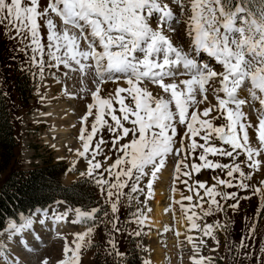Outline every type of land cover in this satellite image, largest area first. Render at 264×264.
<instances>
[{
    "label": "snow or ice",
    "instance_id": "1",
    "mask_svg": "<svg viewBox=\"0 0 264 264\" xmlns=\"http://www.w3.org/2000/svg\"><path fill=\"white\" fill-rule=\"evenodd\" d=\"M0 25L14 33L10 38L19 42L17 50L28 57L34 75L43 79L48 70L55 79L59 73L64 80L58 82L69 95L64 81L77 78L81 91L90 95L75 155L87 161L80 176L102 194L113 229L121 231L122 202L143 203L140 195L151 199L154 183L171 163L174 184L191 193L173 203L180 205L188 231L201 233L186 236L192 264H212L200 254L203 237L215 239L214 231L222 226L198 221L224 211L221 200L239 207L238 192L221 189L252 187V195L264 198V179L259 187L250 184L257 174L264 176V0H0ZM109 83L116 88L101 95ZM205 169L219 170L211 185L189 182ZM70 213L75 217L71 224L85 230L73 233L71 242L63 238L58 264H81L98 214H109L99 206L68 208L54 221L67 222ZM132 215L142 229L148 221L144 209ZM32 224L31 219L22 225L13 221L9 238ZM109 243L115 250L114 241ZM241 247L247 245L242 241Z\"/></svg>",
    "mask_w": 264,
    "mask_h": 264
},
{
    "label": "rangeland",
    "instance_id": "2",
    "mask_svg": "<svg viewBox=\"0 0 264 264\" xmlns=\"http://www.w3.org/2000/svg\"><path fill=\"white\" fill-rule=\"evenodd\" d=\"M42 34H44L46 38V31ZM12 35H14V33H9L6 26L0 25V45L2 47V44L5 43V49L10 50L12 54V57L9 59L10 56H8L6 61H3V59L0 58V61L4 62L6 65V69H3L5 65L3 66L0 63V85L3 87L9 100L18 142L14 165L6 172L0 173V185L13 168L23 167L29 169L35 165L41 166L44 162L49 160L54 161L55 163L62 162L67 166L68 170L64 176H62L64 184L73 185L80 180H85L80 176V172L85 170L87 161L78 158L75 155V149L81 147L77 137L81 129V117L86 112V105L92 102L90 95L81 91L82 85L77 78L64 81L67 84V93L71 94L69 95L66 94L62 83L58 82L64 80L59 73H57L55 79L48 70L45 71L43 79H41L38 74L34 75L36 69L32 68L29 70L28 57L25 53L17 50L20 45L17 40L10 38ZM12 50L14 51V54L12 53ZM17 77H22L27 82V86L32 87V89L27 92V98L24 100L20 99V94L14 87V79ZM86 86L90 89H94V85L91 81H86ZM115 88V84L109 83L102 89L101 95L107 96L109 93H112ZM209 99L212 100L211 93H209ZM213 102L215 101L213 100ZM64 103L69 104L70 108L72 107L74 125L71 126L69 137L72 138L75 143L69 144L67 142V144L64 145V153L66 148L65 157L64 159H59L58 152L52 145V143L60 141H57V135L53 134V124L55 122L64 121L61 120L60 116L53 119L46 115L50 114V112L54 113L53 111H61V106ZM205 106L206 105H201V109ZM36 111H39L40 113H36ZM249 118L253 120L254 124L256 123L255 118L251 117L250 111ZM51 121H53L52 124ZM92 121L93 118L90 117L89 125ZM215 123L219 125L221 121H215ZM47 132L50 134L48 136L50 137V141L46 138ZM249 134L250 138L254 141L256 135L255 132L250 129ZM104 136L105 139H107L108 133L105 132ZM69 149H72L73 151H69ZM114 158L115 157H113V159ZM241 159H243V157H241ZM74 161L76 162L75 171H70L73 167ZM111 162L112 161H107V163ZM221 162L229 163L230 161L227 158H221ZM168 166L171 167L172 174L168 185H166L165 194L167 201L171 200L170 196H173L172 188L174 186L178 189L177 191L180 195H191L183 184L179 182L174 184L173 166L171 163ZM218 174L219 170L213 171L205 169L198 175L194 174L192 180L189 182L192 183L195 180H200L207 181L208 184L211 185L214 182L212 177ZM65 175L69 176L71 179L66 181ZM221 178L226 177L221 174ZM262 179H264V176L257 174L254 179L250 181V184L259 187V182ZM144 184H146V181ZM144 184H142V187ZM156 185L157 181L154 183L153 189ZM84 186L88 189L87 193L90 194L89 197L94 201V205L87 209L99 206L107 209L109 214L107 217L98 214L97 227L89 238L91 244L82 250L81 264H130L129 255L132 248L137 249L142 264H144L145 261H149L150 264H153L150 259L154 256L155 249L159 247L164 252L166 264H192L190 258L186 259L192 255L188 254L190 247L188 248L187 246L191 245L186 241V236L193 235L196 237L200 236L201 233L195 230L189 232L188 229H185L183 231V237L181 238L182 245L180 246V253L178 254L174 250L175 246L171 244L174 239V233L176 232V222L172 214L184 217L179 204H173L172 201L163 202L164 206L167 204L164 207V212L167 215L168 223L158 233L157 238H152L151 235L153 230L149 227L148 223H146L141 229V226L136 224L135 218L132 215L137 209H144V214L146 215L147 208L152 206V198L146 199L145 196L140 195L138 199L143 203L136 201H129L127 203L122 202L121 211L118 214V226L121 231L116 232L111 223L113 219L112 213L110 209H108V206L103 203L102 194L92 182H85ZM221 190L226 192H238L239 207L233 209L228 205L234 203V201L228 200L225 203L221 200V204L225 209L224 211H218L214 215L198 221L201 225H204L205 223L215 224L218 222L222 226L214 231L213 235L215 239L211 236L203 237L206 244L201 246L200 254L210 257L212 264H264V251H261V249L264 248V198L252 195V187H249L247 190L237 188H222ZM201 194L203 195V192H201ZM244 197L250 198L244 199ZM205 199H207V197H205ZM217 199L220 198L217 197ZM62 202V204L51 206L38 214L34 213L30 216H20L18 221L14 220V222L18 225H22L26 222V219H36L37 217L38 222L41 221V218L42 220L45 219V221H48V219H52L51 217L54 216L56 212H60L61 209L65 211L68 208H75L65 201ZM193 202H195V198ZM183 203L185 205L189 204L188 201H184ZM204 207L207 208L208 205L205 204ZM45 212H47V217L44 215ZM197 212H199V209H197ZM74 218V214L70 213L67 223L71 226V229H66L58 234L46 232L45 230H42L41 232L39 228V226H41L40 222L38 227L32 226L31 228H28V236L34 238L33 240L35 244L32 250L23 248L24 255L19 260L10 247L9 234H4L5 231L9 230V225L13 222V220H11L5 231L0 233V264H10L11 261H16L18 264H42L44 260H47L48 264H58V261L62 259V248L64 246L63 238L67 237L68 241L71 242L74 239L73 233L83 232L85 230L84 225L71 224L70 221ZM165 229H168V231H165ZM251 229H255V231L253 232ZM137 230H142L144 234L139 237L135 236L133 233ZM234 231L236 233L238 232L239 235L233 238ZM16 237L21 243V248L26 246L28 238L25 237L23 232ZM217 240L219 241V244L216 243ZM109 241H114L115 250L112 248ZM242 241L247 247H241ZM177 244L178 242H176V245ZM20 247H18V249ZM213 249L216 250L213 251ZM117 252L122 253L123 255H117ZM5 257H7V259H5Z\"/></svg>",
    "mask_w": 264,
    "mask_h": 264
},
{
    "label": "trees",
    "instance_id": "3",
    "mask_svg": "<svg viewBox=\"0 0 264 264\" xmlns=\"http://www.w3.org/2000/svg\"><path fill=\"white\" fill-rule=\"evenodd\" d=\"M5 43L0 45V58L6 61L12 57L11 51L5 49ZM14 54V51L12 50ZM4 66V62L0 61ZM6 65L3 67V69ZM6 69V68H5ZM14 87L20 94V99L27 98L26 94L32 87L22 77L14 79ZM29 87V88H28ZM18 147L15 126L7 95L0 85V173L9 170L16 159ZM68 170L64 163L46 161L41 166L29 169L23 167L10 170L0 185V231L6 228L9 219L18 220L22 214L27 216L37 209L44 210L48 206L65 201L73 207L87 208L94 205L89 197L85 180H80L67 186L62 183L61 176ZM239 233L233 232V238ZM130 264H142L136 248L130 250ZM264 261V260H263Z\"/></svg>",
    "mask_w": 264,
    "mask_h": 264
},
{
    "label": "bare ground",
    "instance_id": "4",
    "mask_svg": "<svg viewBox=\"0 0 264 264\" xmlns=\"http://www.w3.org/2000/svg\"><path fill=\"white\" fill-rule=\"evenodd\" d=\"M69 106H70L69 104L64 103L61 106L62 107L61 111H53L54 113L50 112V114L46 115V116L52 117L53 119H56L57 116H60L61 120L64 121V122H55L53 124V130H54L53 134L57 135L56 136L57 137V141L58 140H60V141L56 142V143H52V145L54 146L55 150H57L59 159H64V157H65L66 148H65V153H64V145L67 144V142L69 144L75 143L74 140L69 137L71 126L74 125L73 124V118H72V107L70 108ZM244 110L246 112L250 111L247 107H245ZM36 113H40V112L36 111ZM251 117L254 118L252 115H251ZM40 118H43V117H40ZM40 118H38V119H40ZM52 122L53 121H51V124H52ZM49 135L50 134L47 132V137L46 138L50 141V139H49L50 137H48ZM51 136H53V135H51ZM171 174H172V169H171L170 166H167V168L165 170H163L159 174V179L157 180V185L153 189L154 195L152 197V206L149 207L151 209V211L149 212V211L146 210V216L148 217L147 223H148L149 227L153 230V233L151 235L152 238H157L158 233L168 223L167 222L168 221L167 220V215L164 212V210H165L164 207L167 204L164 206L163 202L167 201V197H166V194H165L166 193V185H168V183L170 181ZM70 179L71 178L69 176L65 175V180L66 181H69ZM180 196H181L180 193L178 191H176V192L173 193V196H170L171 200H168V201H172L173 202V199L176 200V201H179L180 200ZM55 205H57V204H55ZM149 208H147V209H149ZM64 209H65V207H64ZM61 210H60V212H56V214L55 213L54 214L58 215V214L64 212L63 210L62 211ZM36 213L38 214L39 211H37ZM172 216H173V218L175 219V222H176V226H175L176 227V231L178 230L179 232L182 233V235L179 236V237H177L175 235V233H174V239L172 238L173 240L171 242V244L175 246L174 250L178 254V253H180L179 250L181 249L180 246L182 245L181 238L183 237V231L185 229H188V222L186 221V219L183 216H177L175 214H172ZM51 218L52 219H50V220L48 219V221H45V219H44L43 223H41L39 221L41 223V226H39L41 232H42V230H45L46 232L57 233L58 234L60 232L65 231L66 229H68V230L71 229V226L67 222H59V223H57V222L54 221V216H52ZM31 220L33 221L32 226L38 227V225H39L38 217L36 219L33 218ZM41 221H42V218H41ZM0 233H2V232H0ZM23 233H24L25 237L28 238V242H27L26 246H24L22 248L20 247L21 243H20L19 240H17L16 236L12 237L11 239L9 238L10 247L13 250V252L16 254L18 260L21 257H23V255H24V253H23L24 249L23 248H25L27 250H29V249L32 250V248H33V246L35 244L34 240H33L34 238L28 236V234H29V230L28 229H25L23 231ZM4 234L8 235L9 231H5ZM176 242H178L177 245H176ZM18 247H20V248L18 249ZM187 247L188 248L190 247L189 248L190 251H189L188 254H192V245L191 246H187ZM153 255L154 256L152 257V259H150V260H152L153 264H166L164 252H163V250L160 247L155 249ZM189 258L190 257H188L186 259H189ZM181 259H184V258H181Z\"/></svg>",
    "mask_w": 264,
    "mask_h": 264
}]
</instances>
